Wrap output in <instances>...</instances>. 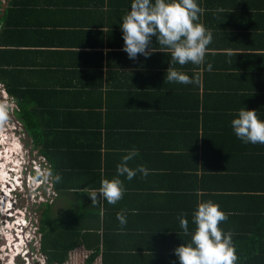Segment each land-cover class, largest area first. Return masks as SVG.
Masks as SVG:
<instances>
[{
	"label": "crops",
	"instance_id": "0c3cea01",
	"mask_svg": "<svg viewBox=\"0 0 264 264\" xmlns=\"http://www.w3.org/2000/svg\"><path fill=\"white\" fill-rule=\"evenodd\" d=\"M1 1L0 86L20 110L27 141L52 152L62 177L55 215L82 213L83 234L100 237L65 264L95 254L91 264H179L174 249L191 241L192 213L207 200L229 214L220 226L242 251L237 264L264 248V145L242 142L231 127L240 108L264 119V0H198L199 22L213 32L205 62L173 65L198 73V85L165 82L167 50L128 58L120 23L131 0ZM131 148L139 156L129 166L144 165L148 176L120 177L126 191L116 204L92 200ZM216 166L238 169L219 185Z\"/></svg>",
	"mask_w": 264,
	"mask_h": 264
},
{
	"label": "clouds",
	"instance_id": "9594fccd",
	"mask_svg": "<svg viewBox=\"0 0 264 264\" xmlns=\"http://www.w3.org/2000/svg\"><path fill=\"white\" fill-rule=\"evenodd\" d=\"M202 13L203 9L198 0H131L130 9L121 18L120 23L124 41L123 51L127 53L129 59L135 60L138 55L149 57L157 50L163 52L167 50L170 52V67L166 70L165 82L198 85L200 83L198 73L194 72L189 75L176 69L173 65L204 64L206 53L209 50L208 46L213 41V32L199 22ZM153 36L156 37L158 47H150ZM207 70L212 71L211 63L207 64ZM0 92H4L2 95H4L3 99L6 105L7 103L10 104V101L13 102L1 86ZM9 104L7 106H10ZM257 112L255 109L240 108L235 118L231 120V127L242 142L264 145V119L258 117ZM1 117L2 115H0ZM3 120L5 121L4 124L0 120V123L2 122L0 124V155H3L0 158V216L1 218L6 216L8 221L15 222L17 221L14 216L16 215L15 211H19L20 207L17 208L12 200H16L19 193L22 195L31 194L39 198L45 197L48 198V201L52 198L51 192L54 190L52 181L60 182L62 177L58 172L48 169V162L43 156L46 166L38 167V170L33 166V169L40 174H35L34 180L38 179L41 183L46 182L51 186L50 192L47 185L38 189L31 187L29 185L31 179L25 180L24 171L21 175L18 165L14 162L11 167L10 165H2L8 162V154H10V152H2L6 149L5 146L9 145L3 140L4 133L7 134L6 131L8 130L14 131L17 135L20 132L24 133L22 127L18 125V121H14L13 125L10 126L8 120ZM10 146L13 147V143H10ZM125 152L126 154L121 157L120 163L116 166L117 175L112 179H103L99 192L94 191L89 194L92 200L100 195L109 204H116L122 199L126 191L120 177L131 180L137 173L144 177L148 176L151 170L144 165L129 166L128 162L139 156V149L131 148ZM40 169H43L44 173H39ZM2 175L8 177V180L4 181ZM7 211L10 214H6ZM228 215L219 204L212 200L198 201L192 213V222L196 228L191 233V241L174 249L179 264H237L239 257L232 239V233L224 231L220 226L221 222L228 219ZM117 220L123 228L127 224L126 213H117ZM19 225L18 223L15 224V226ZM179 225L184 233H189V220L185 215L179 216ZM26 255L22 252L18 254V257L26 260Z\"/></svg>",
	"mask_w": 264,
	"mask_h": 264
},
{
	"label": "rangeland",
	"instance_id": "374dc122",
	"mask_svg": "<svg viewBox=\"0 0 264 264\" xmlns=\"http://www.w3.org/2000/svg\"><path fill=\"white\" fill-rule=\"evenodd\" d=\"M2 94H4V92H0V115H2L0 120L4 124L5 121L3 119H6L8 120V124L10 123V126H12L13 122L17 121V115L14 113L17 105L10 101V104L7 103V105L9 104L10 106H7L3 99L4 95ZM2 122L0 124H2ZM6 133L7 134L4 133L3 140L9 145L5 146L6 149L2 150V152H10V154H8V162H5L2 165H10L11 167V165L14 163L17 164L19 173H21V175L22 171H24L25 180L31 179L29 182L31 187L38 189L47 185L48 189L50 190L51 186L46 182L41 183L38 181V179L34 180L35 174H40H38V172L33 169V166H35V168L38 170L39 168L45 167L46 165L45 161H43V157L40 156L38 151L35 150V148L33 149L32 144L27 141V136L23 132H20L19 135H17L14 133V131L10 130L6 131ZM10 143H13V147L10 146ZM2 156L3 155L1 154L0 158ZM39 173H44L43 169H40ZM11 179H13V177H11ZM55 198L56 196L52 195V198H50L48 201L52 202ZM47 199L48 198L45 197L39 198L31 194L22 195L19 193L18 198L16 200H12L17 208L20 207V210H16V215H14L17 221L11 222L8 221L6 216L3 218L0 216V264H10V261H7L9 258H6L7 253L9 252L8 249L10 248V242L21 244L20 247L16 246V248H19L15 252L21 251L27 254L25 256L26 260L22 257H17L15 264H46L43 255L39 252L40 236L37 231V227L40 213L43 208L41 204L46 202ZM1 213L4 214L3 211H1ZM6 214H10V212L7 211ZM57 216H59V214L56 212L55 217ZM21 220L24 221L22 222ZM16 223L20 225L15 226ZM8 230L12 232L13 236L9 234Z\"/></svg>",
	"mask_w": 264,
	"mask_h": 264
},
{
	"label": "trees",
	"instance_id": "16d2710c",
	"mask_svg": "<svg viewBox=\"0 0 264 264\" xmlns=\"http://www.w3.org/2000/svg\"><path fill=\"white\" fill-rule=\"evenodd\" d=\"M8 2H7V5H8ZM2 4L3 3L0 0V5L2 6ZM0 26H1V23H0ZM17 109L18 107L16 108L14 113L18 117V114L20 115V112H19L20 110H17ZM203 125H205V122ZM206 136H207L206 133H203V137H202L203 141L205 140L204 137L206 138ZM36 144L38 145V143ZM32 147L33 149L35 148L34 145ZM37 151H38V154L40 156H43L44 159L48 162L47 163L49 166L48 169H52L56 172L55 168L51 164L52 152L46 151L42 148H39ZM246 167H243L242 169L246 170L250 168L248 164ZM237 169H238L237 167L234 169H229L228 167H224V166L223 167L216 166L212 168L213 173H216L217 176L220 177V180L217 179L216 177L219 185L222 184L221 183L222 181L224 182L223 185L226 183V177L223 175V173L231 174L237 171ZM250 171L251 170L249 169L245 174L250 173ZM252 174L257 175L258 173L256 171H253ZM227 182H229V179H227ZM52 183H53L54 191L56 192L57 184L53 181ZM226 187L228 189V186ZM234 189H239V187H236V188L234 187ZM57 197H58V193L56 194V198L53 199L52 202L48 201V202H44L41 204L43 208L40 213L39 223L37 227V231L40 236L39 252L43 255L46 264H65L69 258V253L72 250L76 249L81 244L87 245V242L85 241H88V238L89 240H94L96 242L100 240V237L98 236L97 233L85 232L89 234H83L84 233L83 231H85L83 221H84V218H86V216L82 215V213L75 214L74 211L72 212L70 211L68 215H59L55 217L56 215L54 213V209H55L54 205H55V200L57 199ZM80 211L82 212L83 209L81 208ZM262 217L263 216H258V219L260 218L263 219ZM107 233L108 231H104L103 236L104 235L106 236ZM255 242H257V240H255ZM252 243H253V238H251V246H252ZM236 252H237V255L238 253L242 254V251L239 249V247L236 249ZM95 256L96 254L90 256L91 260H89L87 264H91L92 258H94ZM240 259H242V257H240ZM246 262L247 264H264V248H261L259 245L252 247V249L250 248L249 256Z\"/></svg>",
	"mask_w": 264,
	"mask_h": 264
},
{
	"label": "bare ground",
	"instance_id": "6f19581e",
	"mask_svg": "<svg viewBox=\"0 0 264 264\" xmlns=\"http://www.w3.org/2000/svg\"><path fill=\"white\" fill-rule=\"evenodd\" d=\"M5 175V174H4ZM4 175H2V177H3V179H4V181H7L8 180V177H6V176H4ZM6 191L8 192V189H6ZM12 230V229H11ZM8 232H9V234L10 235H12L13 236V234H12V232L11 231H9L8 230ZM11 236V237H12ZM9 239V238H8ZM7 241V240H6ZM20 243H15V242H10V248L8 249V253H7V257L6 258H9V259H7V261H10V264H14V262H15V259L18 257V254L19 253H22L21 251H19V252H15V251H17V249L20 247ZM16 246H19V247H17L16 248ZM2 261V260H1Z\"/></svg>",
	"mask_w": 264,
	"mask_h": 264
},
{
	"label": "built area",
	"instance_id": "2783aa9c",
	"mask_svg": "<svg viewBox=\"0 0 264 264\" xmlns=\"http://www.w3.org/2000/svg\"><path fill=\"white\" fill-rule=\"evenodd\" d=\"M3 3H4V1H3ZM1 11H2V8H1V5H0V13H1ZM43 160H44V159H43ZM56 194H57V193L53 190V191H52V195H53V196H56Z\"/></svg>",
	"mask_w": 264,
	"mask_h": 264
}]
</instances>
